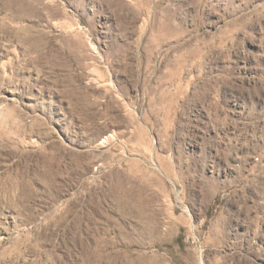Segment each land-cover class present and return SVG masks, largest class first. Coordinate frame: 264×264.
I'll return each instance as SVG.
<instances>
[{"label":"rangeland","instance_id":"1","mask_svg":"<svg viewBox=\"0 0 264 264\" xmlns=\"http://www.w3.org/2000/svg\"><path fill=\"white\" fill-rule=\"evenodd\" d=\"M0 264H264V0H0Z\"/></svg>","mask_w":264,"mask_h":264}]
</instances>
